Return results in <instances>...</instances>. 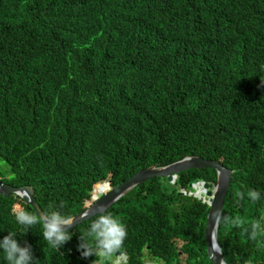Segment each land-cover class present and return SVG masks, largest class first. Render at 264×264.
I'll use <instances>...</instances> for the list:
<instances>
[{
  "label": "trees",
  "instance_id": "trees-1",
  "mask_svg": "<svg viewBox=\"0 0 264 264\" xmlns=\"http://www.w3.org/2000/svg\"><path fill=\"white\" fill-rule=\"evenodd\" d=\"M262 81L264 0H0V180L75 217L104 184L201 155L234 171L222 213L250 224L264 217ZM217 178H151L107 210L126 226L127 264H212L210 206L181 190L211 201ZM16 204L35 213L0 194V240L15 233L32 264H93L78 247L95 217L56 249L39 224L21 235ZM218 241L226 264H264V241L240 229L220 223Z\"/></svg>",
  "mask_w": 264,
  "mask_h": 264
},
{
  "label": "clouds",
  "instance_id": "clouds-1",
  "mask_svg": "<svg viewBox=\"0 0 264 264\" xmlns=\"http://www.w3.org/2000/svg\"><path fill=\"white\" fill-rule=\"evenodd\" d=\"M185 159H190V157H185ZM110 191L111 187L109 184H104L99 189V192L103 195ZM247 195L252 202H257L261 198V193L257 190H252ZM240 196L243 199V194H240ZM100 199L101 195H94L92 202ZM93 206V203L89 204V208ZM12 213L16 222L24 230L21 235L27 234L31 227L39 224L42 226V238L50 247L60 249L73 238L69 229L76 223V218L72 215H64L56 210L38 215L25 210L21 204L14 205ZM218 221L224 226L231 225L233 228L240 229L241 234L247 236L250 240L257 241L260 239L264 241V217L254 219L249 224L239 216H225L221 212ZM127 235L126 226L118 218L109 212L101 210L91 220L90 227L79 236L78 251L86 259L94 255L96 259L93 264H106L107 261H110L120 253ZM0 251L3 252L7 264H32L33 262L31 246L22 247L15 233L9 232L7 236L0 240ZM215 251L222 254L223 248L217 245ZM127 262L128 257L125 264Z\"/></svg>",
  "mask_w": 264,
  "mask_h": 264
},
{
  "label": "water",
  "instance_id": "water-1",
  "mask_svg": "<svg viewBox=\"0 0 264 264\" xmlns=\"http://www.w3.org/2000/svg\"><path fill=\"white\" fill-rule=\"evenodd\" d=\"M190 159H183L181 161L169 164L167 166H150L145 168L127 181L120 184L118 187L112 189L106 195H104L100 200L96 201L93 207L87 208L81 214L75 216L76 223L69 230L76 228L77 226L83 224L85 221L95 217L97 212L104 210H109L113 205L120 201L129 192L135 189L140 184L145 183L151 178H163L169 177L175 183V177L181 173L191 170V169H215L217 171V184L215 187H210L209 185H203L207 190V195L211 197V201H206L203 198L198 197L194 194V188L196 184L192 186L191 189H182L181 194L190 197H196L202 202L210 206V214L208 217L207 228H206V240L208 245L209 260L212 264H226L224 261L223 253H216L215 247L220 246L218 241V230L220 222L218 217L223 211L225 204V199L229 193L234 171L225 167L218 161L206 159V157L201 155H189ZM0 194L5 197H10L12 194H17L25 199V202L29 204L38 215H43L40 205L37 203L34 197V189L32 186L17 187L0 180ZM221 247V246H220ZM127 253H118L115 257H125Z\"/></svg>",
  "mask_w": 264,
  "mask_h": 264
},
{
  "label": "rangeland",
  "instance_id": "rangeland-1",
  "mask_svg": "<svg viewBox=\"0 0 264 264\" xmlns=\"http://www.w3.org/2000/svg\"><path fill=\"white\" fill-rule=\"evenodd\" d=\"M6 167L8 168L7 164L4 163L3 161H0V173H1V174H4V173L7 172ZM126 260H127V256H125V257H120V258H117V259H116L115 257H113V258L109 261V263H110V264H125V263H126Z\"/></svg>",
  "mask_w": 264,
  "mask_h": 264
}]
</instances>
